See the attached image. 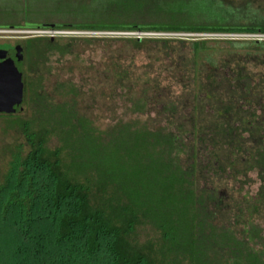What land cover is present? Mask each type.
<instances>
[{
  "label": "trees",
  "instance_id": "trees-1",
  "mask_svg": "<svg viewBox=\"0 0 264 264\" xmlns=\"http://www.w3.org/2000/svg\"><path fill=\"white\" fill-rule=\"evenodd\" d=\"M25 4L44 10L54 4L56 13L63 8L61 0ZM66 8L88 15L89 20L53 30L264 36V6L258 0H89L69 2ZM26 14L24 21L33 23L32 12ZM117 40L124 46L121 62L108 76L114 91L127 93L128 85L145 83L137 98L134 92L129 97L131 113H144L153 106L168 123L181 108L174 85H182L191 97L187 102L194 122L187 132L193 139L189 145L193 165L182 167L179 156L188 146L172 132L122 123L99 131L73 104L45 96L37 68L48 52L66 54L68 48L52 38L23 40L22 66L26 53L32 60L23 77L22 104L29 112H22V117L16 115L18 110L3 114L20 132L21 144L0 182V234L9 239L7 247L0 245V264H264V228L252 217L264 215V60L252 65L261 68L257 70L236 62L235 69L229 67L224 75L203 78L199 72L203 63L219 71L218 51L247 52L244 58L250 51L264 53V38L223 41L227 49L217 45L211 49L208 43L217 42L207 39ZM150 44L160 47L159 52L171 45L188 47L191 68L183 71L184 79L175 75L165 79L147 71L144 47ZM15 47L12 44L8 50ZM140 70L147 73L138 75ZM163 91L169 102L155 103ZM207 107L211 118L198 125L197 119L207 116ZM54 140L56 146L51 147ZM206 141L223 151L211 152L218 179L234 180L257 169L261 186L249 200L253 215L242 221L243 207L233 212L232 220L244 223L239 234L229 224H215L214 210L225 204L223 195L215 189H198L195 156L197 146Z\"/></svg>",
  "mask_w": 264,
  "mask_h": 264
},
{
  "label": "rangeland",
  "instance_id": "rangeland-1",
  "mask_svg": "<svg viewBox=\"0 0 264 264\" xmlns=\"http://www.w3.org/2000/svg\"><path fill=\"white\" fill-rule=\"evenodd\" d=\"M61 1L63 2L61 5L63 6L61 9L62 12L56 13L54 12V4H50L44 10L43 7L33 5L28 8L25 4L26 0H0V27H4V25L13 27L10 29H0V46L10 45L8 46L10 48L13 43L19 42L18 44L21 45L20 42L23 40L34 37H46L52 38V40H59L58 42L61 46L68 48L67 53L61 54L57 51L48 52L45 60L37 68V73L41 79L40 87L45 96L59 103L73 104L78 114L90 120L92 126L99 131H107L117 124L122 123L136 126V128L146 127L149 130L163 129L167 132H172L180 137L185 145L188 146L184 149L185 152L180 154L179 159L182 167L189 169L193 165L191 146H189L193 139L187 131H191L194 121L191 116L192 107L187 102L191 97H189V94L183 92L185 88L182 85H179L181 87L174 85L179 94L177 95L181 108L171 122L167 123L163 118L159 117L153 106H150L144 113H131L129 111V97H132V92H134V97L137 98L139 89H142L145 83L138 81L137 84L128 85V91L127 93L122 91L124 93L123 95L120 90L114 91L115 87L112 84V79L108 78V76L112 73L115 65L121 62L120 60L123 55L124 45L117 39L131 38L133 36H128L125 33L88 31H58L79 32L83 34L56 35L53 33L56 32L53 30L54 28H48L46 30L26 28L27 25H79L89 20V16L80 11H68L67 8L65 9L69 2L81 4L89 0ZM258 2L264 6V0H258ZM26 10L32 12L35 18L33 23L28 24L24 21L27 17ZM150 34L146 38L181 39L184 41L197 39L215 40L217 44L212 41L208 43L211 49L216 45L227 49L223 41H250L264 38V36L253 34ZM85 38H91V42H85ZM144 48L148 53L146 56H149L148 62L150 66L147 71L157 74L161 78L168 79L172 78V75H175L176 78L184 79L182 73L189 71V68H191L186 60L188 53L187 46L171 45L170 49L166 52H159L158 49L160 47H156L153 44L146 45ZM124 50L126 51L127 49ZM245 53L247 52H230L229 54H225L218 51L215 57L219 63L218 66H220L219 71L215 73L216 70L214 69L216 66L212 67L209 64L203 63L199 66V72L203 78H210L211 76L214 77L213 74L224 75L229 67L230 69L231 67L234 68L236 62L239 66H248L249 69L252 65L261 64L260 62L264 60V53L250 51L248 52L247 58H244ZM257 56H260L261 59H257ZM31 63L32 60L26 53L24 56V67L22 66V76L24 78L28 75V69L31 67ZM256 68L252 66V69ZM145 71L140 70L138 75H143ZM33 79L36 80V78ZM182 84H184L183 81ZM187 84L186 81L185 87ZM166 94L167 92L163 91L161 93L162 97H157L153 101H156L155 103L162 102L167 104L169 101ZM27 103H29L28 100ZM262 103H264V98L262 99ZM255 107L256 111H259V108L257 106ZM20 108L22 110L20 111L18 109L19 112L17 111L18 113L16 115L22 117V112L23 114L24 112H29L26 104H21ZM210 113V108L207 107L204 112L207 116L204 117L205 119L199 117L197 124L202 126V122L208 123V117L211 118ZM3 114H0V182H2V178L10 170L8 162L12 158L11 154L18 153L17 147L21 144L20 132L15 127L10 126L8 119ZM50 146H56L55 140L50 143ZM197 147L199 149L195 156L197 163L195 178L198 189H215L223 195L225 204H222L220 209L214 210L215 224H229L239 234L244 229V223L239 224L233 221L232 218L234 214H237L238 206L243 207L244 214L242 221L251 218V215H253L254 211L251 210L252 207L249 205V200L256 196L261 186L257 169L250 170L246 176L237 175L234 180H229L228 177L218 179L214 168H212L214 166L211 167V165H214L211 157L213 156V152L223 151L212 147L207 141L203 145L199 144ZM21 170L19 168V171ZM263 216L261 215V218L253 215V223L264 228ZM8 244V235L2 232L0 234V245L7 247Z\"/></svg>",
  "mask_w": 264,
  "mask_h": 264
},
{
  "label": "water",
  "instance_id": "water-1",
  "mask_svg": "<svg viewBox=\"0 0 264 264\" xmlns=\"http://www.w3.org/2000/svg\"><path fill=\"white\" fill-rule=\"evenodd\" d=\"M53 29L54 26H49ZM23 48L0 50V113L13 114L23 100Z\"/></svg>",
  "mask_w": 264,
  "mask_h": 264
},
{
  "label": "built area",
  "instance_id": "built-area-1",
  "mask_svg": "<svg viewBox=\"0 0 264 264\" xmlns=\"http://www.w3.org/2000/svg\"><path fill=\"white\" fill-rule=\"evenodd\" d=\"M56 35H60V34H64V35H69V34H83V33H79V32H53ZM128 36H133L135 38H143V37H148L151 34L150 33H125ZM157 35H162V34H157ZM165 35V34H164Z\"/></svg>",
  "mask_w": 264,
  "mask_h": 264
},
{
  "label": "flooded vegetation",
  "instance_id": "flooded-vegetation-1",
  "mask_svg": "<svg viewBox=\"0 0 264 264\" xmlns=\"http://www.w3.org/2000/svg\"><path fill=\"white\" fill-rule=\"evenodd\" d=\"M18 43H19V42H18ZM18 43H13V44H14V46H22V42H20L21 45H19ZM0 50H5V49L0 48ZM6 50H8V49H6ZM6 50H5V51H6ZM21 104H22V103H21ZM20 106H21V105H20ZM18 109H19L20 111L22 110L20 107H19ZM18 109H17V110H18Z\"/></svg>",
  "mask_w": 264,
  "mask_h": 264
}]
</instances>
